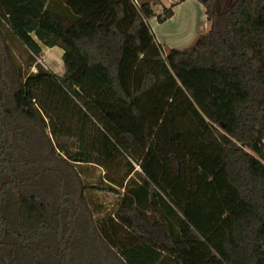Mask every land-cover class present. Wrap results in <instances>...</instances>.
<instances>
[{"label":"trees","instance_id":"16d2710c","mask_svg":"<svg viewBox=\"0 0 264 264\" xmlns=\"http://www.w3.org/2000/svg\"><path fill=\"white\" fill-rule=\"evenodd\" d=\"M186 1L0 0V264H264V0H197L212 46L171 66L149 20Z\"/></svg>","mask_w":264,"mask_h":264},{"label":"crops","instance_id":"0c3cea01","mask_svg":"<svg viewBox=\"0 0 264 264\" xmlns=\"http://www.w3.org/2000/svg\"><path fill=\"white\" fill-rule=\"evenodd\" d=\"M218 0H215V5ZM51 9L60 16L65 23L71 18V13L64 0H49ZM135 4L149 3L156 14H161L164 8H169L174 0H134ZM218 13H222L218 10ZM149 25L155 35L157 43L161 46L163 55L171 66L190 65L193 61L202 58L211 48L212 23L207 18L205 7L197 0H188L173 9V16L164 23L157 18L149 20ZM64 51L60 48L49 49L43 47V57L61 61L63 63ZM48 63V62H47ZM50 64V63H48ZM47 70L62 76V73L52 70L44 62Z\"/></svg>","mask_w":264,"mask_h":264},{"label":"rangeland","instance_id":"374dc122","mask_svg":"<svg viewBox=\"0 0 264 264\" xmlns=\"http://www.w3.org/2000/svg\"><path fill=\"white\" fill-rule=\"evenodd\" d=\"M233 0H218L217 4L215 5L216 10H219L221 12L228 9ZM13 49L18 57V59L21 62H24L27 58L26 52L22 49L20 45L17 43L13 44ZM47 61L42 57L41 59H38V63L43 66L44 62L48 65V67H51L52 65L54 71H57L59 73H62L64 71V64L61 61H57L54 59L46 58ZM50 64H48V63ZM51 67V68H52ZM51 70V69H50ZM32 73L37 72V68L31 69ZM79 172H81L82 177L88 186V190L86 191V196L89 199L93 210H95V217L97 218H103L104 216H107V214L112 213L115 208L117 207L120 196L116 193H111L108 191L103 190L102 188L105 187L104 183H102V179L104 177V173L101 169L91 166H78ZM140 172V170H138ZM101 180V181H100ZM98 185V188H101L100 190L96 189L93 186ZM119 193L123 194V192L120 190Z\"/></svg>","mask_w":264,"mask_h":264},{"label":"built area","instance_id":"2783aa9c","mask_svg":"<svg viewBox=\"0 0 264 264\" xmlns=\"http://www.w3.org/2000/svg\"><path fill=\"white\" fill-rule=\"evenodd\" d=\"M44 67H45V65L44 64H42ZM45 69H47L46 67H45Z\"/></svg>","mask_w":264,"mask_h":264}]
</instances>
